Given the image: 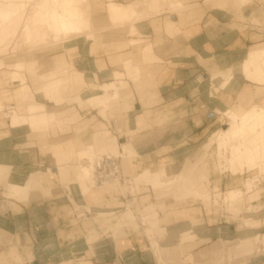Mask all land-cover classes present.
Here are the masks:
<instances>
[{"label": "crops", "instance_id": "0c3cea01", "mask_svg": "<svg viewBox=\"0 0 264 264\" xmlns=\"http://www.w3.org/2000/svg\"><path fill=\"white\" fill-rule=\"evenodd\" d=\"M142 1L90 0L89 5L92 18L97 20L104 17L99 9H105V4L106 7L129 5L139 15L145 8L133 5ZM167 1L150 0L146 9ZM204 1L188 0L187 4L202 5ZM172 6L185 9V4L179 1ZM191 6L195 4L188 5ZM145 32L149 34L145 37L153 48L149 59L154 62L142 66L149 74L137 86L126 77L123 66L138 68L135 57L139 51L131 52L126 48L96 52L91 43L83 47L75 45L51 57L53 63L49 74L52 73V77L56 69L64 65L66 69L69 65L68 79L64 78V69L61 72L62 78L69 81V99L73 102L68 105L70 118L63 119L61 127L39 133L26 126L12 128L11 118L0 117V167L8 169L6 182L23 187L32 174L44 176L40 185L38 183L29 190H16L15 198L7 196L12 186L4 183V188L0 184V264H162L160 255L148 239L154 234L161 236L162 231L164 236L157 240L160 247L167 249L177 245L182 232L192 233L195 236L190 242L195 245L190 250L193 256L209 249L219 236L252 233L251 229L245 228L237 231L238 216L225 210V206H206L195 198L167 203L158 210L157 229L147 228L145 232L141 223L136 228L117 229V220L133 201L138 208L156 203L148 186L139 185L140 191L147 192L133 194L131 184H126L123 177L121 184L126 189L125 194L91 192L83 196L74 184L68 187L60 184L59 169L74 168L77 153L84 151L94 137L93 120L103 123L118 144L126 143L128 139L135 141L138 157L131 163L135 167L134 175L145 168L162 167L167 168L168 173H176L184 164L195 162L203 141L221 125L219 117L226 118L227 110L224 109L240 113L254 105L264 108V75L259 67L264 57V0H250L239 10L218 1L190 10L187 15L163 12L146 22ZM130 42L141 44L145 40ZM127 54L132 56L126 59ZM237 64H240V77L236 72ZM245 69L251 74H244ZM114 73L122 78L113 80ZM132 76L134 79V72ZM249 79H259V82ZM113 82L117 85L114 90L117 97L109 101L118 99L103 119L80 98L96 84L102 86L103 92H110ZM125 85L129 91L122 96ZM16 86L17 82L5 84L0 77V98L2 101L3 98L11 99L5 100L3 105L22 110L25 105L13 100ZM66 87L58 99H52L46 92L40 93L56 102H65L62 94ZM35 103L43 105L47 112L48 108H55L38 96ZM24 115L19 113V116ZM256 135L264 137V131ZM210 151L207 157L212 156ZM205 169L207 179L204 184L209 191L214 187L222 193L246 189L245 179L241 176L217 172L210 163ZM244 169L247 173V168ZM150 174L160 175L158 172ZM258 185L261 187L257 190L264 192V179ZM262 201L264 197L252 204ZM122 215L128 219L132 217L130 210ZM147 218L144 215L141 222ZM254 264H264L263 248Z\"/></svg>", "mask_w": 264, "mask_h": 264}, {"label": "rangeland", "instance_id": "374dc122", "mask_svg": "<svg viewBox=\"0 0 264 264\" xmlns=\"http://www.w3.org/2000/svg\"><path fill=\"white\" fill-rule=\"evenodd\" d=\"M21 1L23 2V4H26L27 17L25 16L24 23H27V25L29 24L30 26L29 39L30 38L31 39L30 40L28 39V36H26L27 35L26 32L19 31L15 33L13 37H9L4 41L3 48H6L5 46L8 47L10 44L9 49L10 47L14 49L13 50L10 49V51L12 50V52H10L9 49L6 48L5 50L7 51L8 49L9 53L6 52V54L5 53L4 54L2 53V55L0 54V61L7 67L0 69V77L5 84L9 82L14 83L10 81L9 73L14 70L13 65L21 64L22 68L18 72V74L20 75V79L23 77L21 79L22 83L17 82L18 86L14 88L17 93L14 94L15 97L13 98V100H15V102L17 101L18 104L20 105H25V107H28L29 104L35 103V98L36 96H38L40 99L44 101H48L55 106V108H48V111L54 113L57 121H55V117H54L53 123L50 124V127L44 132L49 131L52 127H61L63 124L62 120L70 118L69 115L71 114V111L68 110V105H70L73 102L69 99V93H68L69 81L68 84L66 85L67 87L64 86L66 87V90L62 94V96L66 98L65 102H56L54 100H51L48 96L50 95L52 99H58L59 94L62 92L64 87L55 91L48 92L47 96L40 93L39 88H41L46 83V81L48 79H51L52 77V73L51 74L49 73H50V64L53 63L51 57L54 54L60 52L64 48L72 47L75 45L77 46L80 45L81 47H83L90 43L93 47V50L96 52H99L104 49H112L113 50L112 52H114L118 49L122 50L126 48H130L131 52L139 51L138 57H135L136 60L138 61V65H139L138 68H124L123 66V69L126 72V77L132 82H134L137 86L139 82H141L142 79H145V76L149 74L148 69L142 68V66L146 67L148 66V64L154 62V59H149V56H151V52L153 51V48L150 46L148 42L149 39L145 37L149 35L147 32H145V24L152 17L158 16L163 12H169L172 14H176L178 16L183 14L187 15L188 12H190V10H193L195 8L201 9L202 6H208L209 4L218 1L228 3L234 8H237V10H239L240 7L250 3V0H213V1L205 0L202 5L195 2L193 3L195 4V6L188 7V5L189 6L193 5V4H187L188 0H168L167 2L161 4L156 8L146 9V5L150 2V0H144L142 2H138L133 5V7L136 8H145V10L141 14L139 15L134 14L135 12L132 14L130 10V16L125 18H120V20H117L118 17L116 14H113V16L111 17L113 12L111 10H108V6L106 7V4H105V9L103 8L99 9L104 13V17L102 19L97 18V20L92 18L91 15L92 9L90 8L89 5L90 0H76V2L72 7L61 3L58 5L52 4V8L54 5L55 10L57 9L56 12L59 18H62L67 10L75 9L77 12L80 13L82 17L80 18V20H84L86 24V25L85 24L80 25L81 34L73 33L69 35H62L59 34V28H57L58 24L57 26L55 24V17L53 11L50 14V18H51L49 22L50 26L46 22H44L45 21L44 19H43V23L41 22L42 24L40 23V19L39 21L36 22H33L31 20L32 14L37 8V4L40 5L42 3V0H36V1L21 0ZM177 1L181 2L182 4L184 3L185 9L174 8L172 4ZM22 2L18 1V3H22ZM99 7H102V5H99ZM97 14L99 15V13ZM31 21L34 24H32ZM20 32L22 34L18 35V33ZM26 39H28L29 41ZM15 40H17L16 43ZM32 40L34 41L32 42ZM130 40H145V43H141V44L133 43L130 42ZM131 56L132 54H127L126 59L130 58ZM244 57L245 54L240 58V61L243 60ZM236 66H237L236 69L237 75L240 77L239 75L240 64H237ZM70 68H73V66L71 65ZM118 69L121 68L118 67ZM68 70H69V65L67 66L66 69L63 70L64 78L67 79H68ZM132 72H134V79L136 78L135 81H133L134 80L133 76L131 78ZM117 78L120 79L122 77L120 74H117ZM199 79L201 80V78ZM249 80L259 82V79H255V80L249 79ZM114 83L115 82L112 83L113 85L110 88L111 89L110 93L112 90L114 91L115 88H117V85ZM24 86L27 87V89L29 90V92L27 91V93L29 94V95L27 94L29 97L27 98V100H23L22 99L23 93H20V89ZM98 86L99 84H96L95 86H90L88 90L81 95L80 99L81 100L85 99L86 101L91 96L101 95L103 93L102 92L103 90L101 88L102 86L99 87ZM124 87H127V85H125ZM80 99H76V100L81 101ZM5 100H11V99L3 98L2 103H4ZM116 100L107 102L106 108L103 109L91 108L89 106L87 107L89 109L96 110L98 113L101 112L99 116L103 119H106L107 115H109V112L112 108L111 104L114 103ZM25 107L24 109L19 110L16 108L14 109L9 108L8 106L4 105L3 111L0 113V117H5L7 119H10L13 116L12 111L16 113V116H19V113L25 114V109H26ZM224 110H227L224 113L226 114V118L219 117L221 125L217 127V131L209 133L207 138L203 141L204 144L202 145L201 150L199 151V155L197 156L195 162L192 165L184 164L182 169L176 173H172V172L168 173L167 168L162 167L155 170H150L148 168H145L138 174L134 175L132 170L135 167L131 163L134 159L138 157L134 148L135 141L133 139H128L126 143H122L127 145L125 149H122L123 150L122 152L119 146L121 144H118L117 140L116 141L113 140L114 138L109 134L106 126L99 121L93 120L95 123L94 137L92 138L91 142L89 141L90 143L88 142L89 145L87 148L84 149V151L77 153V158H76L77 163L76 161L74 162L75 164L74 168L70 167L66 169L64 168L59 169L58 179L60 181V184L64 187H68L69 184H74L76 188L80 190L83 196L84 194L82 193L83 190L82 188H84L85 186H88L90 188V192H88L87 194H90L91 192L98 193L100 191H102L100 192V194L115 193V192L116 193L121 192L122 194H125L126 189L122 186L121 181L119 180L117 182L108 181L106 182L108 184H106L105 186L101 188H97L96 187L97 183L94 181L93 178H91V180L90 179L83 180V178L80 176L79 173L81 169L91 166L88 163L89 158H93V162L94 160H96L97 157L100 158L103 155H109L120 158L119 161H120L122 177H124L126 184L127 183L131 184V190H132L131 193L133 194L143 193V192L145 193L147 192V190L140 191L139 185L148 186L151 190L150 194L153 196V198H155L156 203L148 204L144 207L141 206L140 208H138V206L136 207V202L133 201L132 206H130L129 204L127 208L123 210L124 214H126L128 210H130L132 217L128 219L126 218V216L122 215L123 214L122 213L119 219L117 220V224L115 228L117 229H120L122 227L129 228L131 226L133 228H136L137 224L141 223V225L145 226V232L147 228H151L153 230L157 229L159 222L157 221L156 212L162 209L167 203L175 202L185 198L200 199L206 206H215V207L225 206L224 207L225 210L232 212L234 215L238 216L237 219L240 221V224L237 227V231L241 232L245 228L244 230L251 229L252 233L249 232L248 234H242V233L232 234L231 237L219 236L217 238V242L214 245H212L209 249H204L198 252L195 256H193L190 253V250L195 246L190 242L195 239V236L189 231L182 232L178 238L177 245L171 249L160 247L158 243L157 239L164 236V231H162L161 236L159 237L156 234H154V236H152L151 238L147 236L155 252L160 255L161 263L162 264H187V263L212 264L211 258L213 257L214 258L213 264H254L255 258L259 256V254L261 253V248H263L264 250V201L258 202L255 205L252 204L254 201H258L260 198L264 197V192L257 190V187H261L259 185L257 186V184L264 179V165H263L264 161H262L263 163H261L260 160L259 161L255 160L258 161V162H254V167H255L254 169L256 171L254 170L251 173L249 172L244 173L245 172L244 168H247L245 167L246 165L244 166V162H246V159L247 157H249V155H244V154L241 155L239 153V150L238 151L232 150L231 148L234 146L233 143H231L232 141L230 140H226L224 144L225 145L224 148L227 149L226 151L227 154L215 153V145L217 143L214 140L216 137L214 136V134L217 135L219 131L226 130L230 127V123H231L230 117L232 116L231 112L237 115H241L245 112L243 111L239 113L236 110H235L236 112L233 110L231 111L229 109H224ZM49 112H47L49 115H53L52 113ZM221 113L223 112L220 111V114ZM227 118H229V120ZM255 130L254 132L251 133L244 132L242 136L238 138V140H240V146H241L240 150L245 151V149H249L255 146L260 141L264 140V137L260 138L258 135L254 136L255 133L257 134L264 131V125L258 128V130L256 131ZM57 131H55L54 134L50 132V134L55 135ZM33 132H37V131H33ZM50 144H55V142H50ZM132 148L134 149V151ZM209 150H211L210 151V155H212L211 157H207ZM238 153L241 156L240 163L235 168H232L234 170L236 169L237 170L236 172V170L233 171L231 169L230 167L231 161L230 164H228V162H226L227 161L226 158L231 154L235 155ZM83 155H86L87 158L84 157ZM207 163H210L213 169L216 170L217 172L218 171L220 173L229 172L233 176H241L243 179H245L244 182L246 184V189L244 190V192L240 191L241 193L240 196L244 198L249 197L250 202H242L240 205H236V204L231 205L224 201V197L228 191L222 193L216 187H214L213 190L211 191L207 190L204 184V182L207 179V171L205 169ZM199 165L200 167L198 168ZM146 170L149 171L150 173L158 172L160 173V175L152 177L151 178L152 180H148L147 178L145 179L142 177L140 178V174ZM48 172L50 173V171ZM32 180L34 179L30 178L27 184L23 187L8 184L5 181V179L3 182H0V184L4 188H5L4 183L12 186L13 189L11 192H15L17 197L16 190H21V189L29 190L32 186L37 185L38 183L40 185L44 180V176L43 177L39 176V181L37 182H33ZM256 180H258V182L254 183ZM248 185L250 188L249 190H248ZM197 193L199 194V196H197ZM218 195L220 198H218ZM10 198H15V197H10ZM133 206L134 209H132ZM221 207L218 208V210H220ZM144 215L148 218L145 222H141V219ZM193 224L196 225V223ZM154 241H156V243H153ZM201 261H203V263H201Z\"/></svg>", "mask_w": 264, "mask_h": 264}, {"label": "bare ground", "instance_id": "6f19581e", "mask_svg": "<svg viewBox=\"0 0 264 264\" xmlns=\"http://www.w3.org/2000/svg\"><path fill=\"white\" fill-rule=\"evenodd\" d=\"M18 1L22 2L21 0H0V54L1 55H2V53L6 54V52H8L9 46H10V44L8 47L5 46L6 48H8L6 51L5 50L6 48H3L4 41L9 37H13V35L15 33L19 32V31L26 32L27 33L26 36H28V39L30 37V32H29L30 26H29V24L27 25V23H24V20H25L24 18L26 16V4H23V2L18 3ZM75 2H76V0H42V3L40 5L37 4V8L33 12L31 20L33 22H36V21H39V19H40V23L41 22L43 23V19H44L45 20L44 22H46L49 25L50 24L49 22L51 19L50 14L53 11L56 26L58 24L57 28H59V34L69 35V34H73V33H80L81 32L80 25L85 24V21L80 20V18H82V17H81L79 12H77L75 9H70V10L66 11L65 15L62 18H59L58 14L56 12L57 9L55 10L54 5L52 8V4L58 5L60 3L66 4L70 7H72ZM31 9H30V11H31ZM108 10H111L113 12L112 13L110 11L112 13L111 17L113 16V14L117 15V17H118L117 20H120V18L129 17L130 16V10H131L132 14L134 13V11L132 12V9L129 5L127 7H120V6H115L113 4H110V5H108ZM30 11H28V12H30ZM60 13H62V12H60ZM28 19H29V17H28ZM48 19H49V21H48ZM117 20H115V21H117ZM26 21H28V20H26ZM32 21H31V23L34 24ZM41 24H39V25H41ZM21 32L18 33V35L22 34ZM28 39H26V40H28ZM16 41L17 40H15V43H16ZM33 41L34 40H32V42ZM10 49H12V48L10 47ZM10 49H9V51H10ZM12 50L10 52H12ZM263 54H264V52H263ZM3 56H1V57H3ZM259 64H260V66L259 65L258 66L260 67V71L264 75V57H263L262 61H260ZM64 66L63 67L61 66L60 69H56L53 77H51V79H48L46 81V83L41 88H39L40 92L48 93L50 91L58 90V89L66 86L68 84V80L62 78L61 70L64 69ZM1 68H7V67L0 61V69ZM21 68H22L21 64L13 65L14 70L9 73V78L12 82L22 83L21 79L23 77L20 79V75L18 74V72L21 70ZM244 74L248 75L251 73H249L248 70L245 69ZM113 80H118L117 73L113 74ZM23 82H24V80H23ZM27 91L29 92V90L25 86L20 89V93H23L22 94L23 100H27V98H29L28 97L29 94L27 93ZM128 91H129L128 87H124L123 90L121 91L122 96H124ZM36 92H39V91H36ZM15 93H17V92L14 91V93H12V94H15ZM116 97H117V92L111 91V93H110L107 91V92H103L101 95L91 96L85 102L91 108L103 109V108H106L107 101H109L111 99H115ZM21 102H23V101H21ZM3 108H4V105L2 103V100L0 99V113L3 111ZM25 108H26L25 109V114H26L25 116H16V113L14 111H12L13 116L11 117V122H10V126L12 128H17L19 126H26L27 128H29L32 131H37V132L43 131L44 132L45 130H47L50 127V124L53 123L54 116L49 115L46 111V108L43 105L37 104V103H31L28 105V107H25ZM99 114H101V112H99L98 115ZM231 114H232V116L230 117V119H231L230 127L226 130L219 131L217 135L214 134V136H216L214 140L217 143L215 145V150L217 153L227 154V152H226L227 149L224 148L225 141L226 140L232 141L231 143H233V146H234L231 148L232 150H235V151L239 150V153L241 155L242 154L249 155V157H247V159H246V162H244V166L246 165L245 167L248 168L247 172H252L253 170H255L254 169L255 168L254 162H258L260 160L261 163H263L262 161H264V141L256 144L252 148L245 149V151H242V150H240L241 146H240V140H238V138L240 136H242V134L244 132H247V133L254 132V130L256 128H257L256 130H258V128H260L264 125V108L261 106H255L254 105V106L250 107L248 110H246L241 115H237V114L232 113V112H231ZM119 146L121 148V149L119 148L120 150L125 149L127 147V145H125V144H121ZM122 152H123V150H122ZM239 153L235 154V155L231 154L230 156H228L226 158V160H227L226 162H228V164H230V161H231V164H230L231 169L235 168L240 163L241 156ZM83 156L86 157V155H83ZM104 156L117 158L114 156L103 155L100 158L97 157L96 160H94V162H93V158H89L88 163L91 166H88L87 168H83L79 172L80 176L83 178V180H88V179L91 180V178H93L95 181V177H94L95 165L98 162V160H100ZM117 159H118V163H119L120 174L122 176L121 168H120V161H119L120 158H117ZM255 160H258V161H255ZM239 167H238V169H239ZM232 170L235 171L236 169L235 170L232 169ZM236 172H237V170H236ZM7 173H8L7 168L0 167V180H1L0 182H3L4 179L6 181ZM232 173H234V172H232ZM39 176L43 177V175L41 173H35V174H32L29 177V179L31 178V179L36 180V179H39ZM154 176H156V175H151L149 172H143L140 175V178L142 177L145 179L147 178L148 180H152L151 178ZM109 181L117 182L118 179L109 180ZM106 182H108V181L97 183L96 187L101 188V187L105 186L106 184H108ZM256 182H258V180H256L255 183ZM82 189H83L82 193L84 195H86L88 192H90V188L88 186H85ZM249 189L250 188L248 185V190ZM100 192H102V191H100ZM240 194L241 193L238 190L233 189L231 191H228L224 197V201L228 204H231V205H235V204L240 205L242 202H250V199L248 197L244 198V197L240 196ZM7 196L8 197H16V193L10 192ZM218 198H220L219 195H218Z\"/></svg>", "mask_w": 264, "mask_h": 264}, {"label": "built area", "instance_id": "2783aa9c", "mask_svg": "<svg viewBox=\"0 0 264 264\" xmlns=\"http://www.w3.org/2000/svg\"><path fill=\"white\" fill-rule=\"evenodd\" d=\"M94 177L96 183L109 180H122L117 158L104 156L95 165Z\"/></svg>", "mask_w": 264, "mask_h": 264}]
</instances>
